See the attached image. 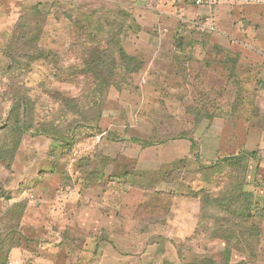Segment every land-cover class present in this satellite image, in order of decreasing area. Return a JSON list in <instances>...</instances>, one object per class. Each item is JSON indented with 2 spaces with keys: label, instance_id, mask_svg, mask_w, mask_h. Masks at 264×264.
I'll use <instances>...</instances> for the list:
<instances>
[{
  "label": "rangeland",
  "instance_id": "1",
  "mask_svg": "<svg viewBox=\"0 0 264 264\" xmlns=\"http://www.w3.org/2000/svg\"><path fill=\"white\" fill-rule=\"evenodd\" d=\"M203 2L0 0V127L21 81L33 106L30 133L0 131V252L15 247L16 264H264V67L253 48L224 46L235 19L242 42L264 41V0ZM120 45L139 73L105 88L83 74L90 50ZM38 48L48 61L17 84L13 52ZM229 156L243 165L200 171ZM236 195L250 214L219 215Z\"/></svg>",
  "mask_w": 264,
  "mask_h": 264
},
{
  "label": "trees",
  "instance_id": "2",
  "mask_svg": "<svg viewBox=\"0 0 264 264\" xmlns=\"http://www.w3.org/2000/svg\"><path fill=\"white\" fill-rule=\"evenodd\" d=\"M108 49L109 51H100L98 49L90 50L89 58L86 60L85 63L86 67L83 69V74H91L95 78H101L103 80V88H105V85L113 86L115 85V82H119L121 78L124 79L125 77L137 74L142 70L144 66V61L137 56L128 54L122 45H120L119 47L116 46L115 49H113V47H108ZM12 50L13 48H10L9 51L7 50V54L9 52L12 53ZM13 54L15 56L12 57L9 68L12 72H17V77L15 76V78H12L17 84L20 83L19 76L23 75L24 71L27 70L25 72L27 73L32 70V67H30V69H25V66L27 64H32L33 66L35 62L48 61V51L45 48H38L36 50V53L31 57L28 55L16 54V52H13ZM21 84L22 88L15 89L17 93L15 94V100L10 108V117L4 122L3 126L0 127V131L3 130L4 132H6L7 136L8 134L13 135L15 139L21 138L24 134L31 132V127L29 123L30 121H28L27 112L29 113V110L33 109V106L31 105L32 99L27 94L28 88L23 85V81H21ZM136 141L141 143L143 142L140 139H136ZM144 142L146 144L150 143L148 141ZM17 143H19V141ZM17 143H15V155L17 153ZM10 155H12V153H10ZM242 161L243 160H241L240 158L234 156L223 157L221 159H218L213 164L202 165L200 171L208 172L209 175L222 174L227 171L233 172L238 169V166L241 167V165H243ZM205 193L209 197H212L209 194V191H205ZM208 196L204 197L205 204H210L214 201H217L216 199L212 200L208 198ZM245 201L246 204L244 207H241L243 201L241 202L240 195H236L235 198H227L222 202L219 201L221 203V206H219V215L225 214V216H228L231 214L233 217L236 218V216H239V214H245L247 213V211L248 214H250L253 204L250 203L247 205V200ZM25 209L26 207L24 208V212ZM3 252H5V250ZM3 252H0V258L7 259V253L5 252L6 254L3 255ZM230 254L231 252H229V255Z\"/></svg>",
  "mask_w": 264,
  "mask_h": 264
},
{
  "label": "crops",
  "instance_id": "3",
  "mask_svg": "<svg viewBox=\"0 0 264 264\" xmlns=\"http://www.w3.org/2000/svg\"><path fill=\"white\" fill-rule=\"evenodd\" d=\"M240 1H243V0H240ZM258 2H261V1H258ZM262 14H263V16L260 17L259 19H260V24H261V29H262L261 30V34L264 36V13H262ZM231 19H232V17H231ZM246 19L251 21V19H248V17ZM239 21H241V23ZM233 22L237 23V24H234V25H236V28H232L230 30L229 33L232 35L231 41L227 44L228 46L227 45H224V46L227 49H231V51L236 52V53H242V52H244V50H250V48H253L255 50V52L257 51L256 52L257 54L261 55L259 57L260 63L258 65L260 67L261 66L264 67V65H263V61H264V41H262L260 39H257L255 41H253V40L248 41L247 40L249 42V44L242 42L239 39V35L242 32L246 33V29H245V27L242 24L243 22L240 19H235V20L232 21V23ZM246 27H248V26H246ZM249 36L250 35L248 34L247 37H249ZM244 40H246V35H245V39ZM253 65L257 66V64H254V63H253ZM4 250L7 253V259L6 258H0V264H2L4 262L5 263L6 262H11L12 264H16L18 262L22 263L21 260H20L18 252L16 253L15 247L7 249V247L5 246ZM5 252H3L2 254L5 255L6 254ZM3 257H5V256H3ZM240 260L242 261L244 259H239V260H237L235 262L239 263ZM235 262L233 261V263H235ZM250 264H253V263H250Z\"/></svg>",
  "mask_w": 264,
  "mask_h": 264
},
{
  "label": "built area",
  "instance_id": "4",
  "mask_svg": "<svg viewBox=\"0 0 264 264\" xmlns=\"http://www.w3.org/2000/svg\"><path fill=\"white\" fill-rule=\"evenodd\" d=\"M203 3H204L203 0H196V4H197L198 6H201ZM205 21H206V24H207V25H211L212 17L209 15V16L205 19ZM4 264H12V263H11V262H6V263H4Z\"/></svg>",
  "mask_w": 264,
  "mask_h": 264
}]
</instances>
